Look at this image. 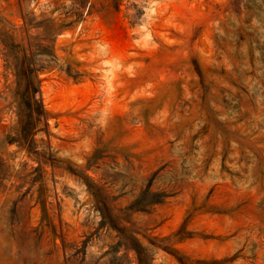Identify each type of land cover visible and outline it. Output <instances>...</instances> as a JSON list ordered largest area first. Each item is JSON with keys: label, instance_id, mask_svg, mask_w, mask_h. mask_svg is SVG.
Masks as SVG:
<instances>
[{"label": "rangeland", "instance_id": "1", "mask_svg": "<svg viewBox=\"0 0 264 264\" xmlns=\"http://www.w3.org/2000/svg\"><path fill=\"white\" fill-rule=\"evenodd\" d=\"M0 264H264V0H0Z\"/></svg>", "mask_w": 264, "mask_h": 264}, {"label": "trees", "instance_id": "2", "mask_svg": "<svg viewBox=\"0 0 264 264\" xmlns=\"http://www.w3.org/2000/svg\"><path fill=\"white\" fill-rule=\"evenodd\" d=\"M18 77V83L24 88L23 94L28 98V111L30 122L28 125L23 126L21 130V137L18 140H22L24 144L29 146L32 145V136L34 135V129L41 122L42 118L45 117V110L42 105L40 98H37V92L39 89V79L37 75H33L32 71L27 68H20L16 70ZM22 113V109L19 107V114Z\"/></svg>", "mask_w": 264, "mask_h": 264}]
</instances>
